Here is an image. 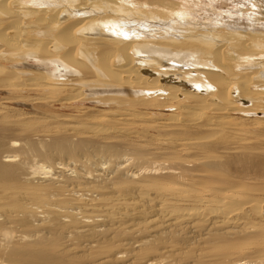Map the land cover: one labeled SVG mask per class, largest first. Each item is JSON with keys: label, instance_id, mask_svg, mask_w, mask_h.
I'll return each instance as SVG.
<instances>
[{"label": "bare ground", "instance_id": "obj_1", "mask_svg": "<svg viewBox=\"0 0 264 264\" xmlns=\"http://www.w3.org/2000/svg\"><path fill=\"white\" fill-rule=\"evenodd\" d=\"M105 2L0 0V264H264V32Z\"/></svg>", "mask_w": 264, "mask_h": 264}, {"label": "rangeland", "instance_id": "obj_2", "mask_svg": "<svg viewBox=\"0 0 264 264\" xmlns=\"http://www.w3.org/2000/svg\"><path fill=\"white\" fill-rule=\"evenodd\" d=\"M23 1V0H20ZM105 4H109V8H113V4H120L121 1L125 0H103ZM117 1V2H116ZM139 5V8L144 12L151 10L158 12L161 16H166L170 19L172 17L176 22L187 23L194 21L196 24H212L217 23L219 25H226L232 28H239L248 31L264 32V20L261 18H253L256 13L264 10L263 0L259 2L256 0H135ZM125 4H127L125 2ZM255 5V8H253ZM251 7L252 11L245 10V14L237 13V9L241 7ZM168 9V10H167ZM212 10V11H211ZM227 11V12H226ZM243 15V16H241ZM247 15V16H245ZM168 19V20H169ZM218 21V22H217ZM258 49H255V51ZM264 53L263 50H258ZM257 52V51H256ZM230 59L234 62L239 58L238 56L231 57ZM254 60V59H253ZM241 63H247L248 58L239 59ZM235 64V63H234ZM232 65V64H231ZM1 102V101H0ZM20 108V106H15ZM95 112L101 111L99 106L86 104V106ZM26 112H31L34 108L26 107L23 108ZM74 109L70 110L69 113H74ZM99 111V112H100ZM104 111V110H103ZM238 116V115H235ZM161 117V116H158ZM163 118V117H161Z\"/></svg>", "mask_w": 264, "mask_h": 264}]
</instances>
